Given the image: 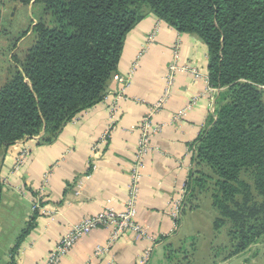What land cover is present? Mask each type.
I'll list each match as a JSON object with an SVG mask.
<instances>
[{
	"label": "trees",
	"instance_id": "obj_1",
	"mask_svg": "<svg viewBox=\"0 0 264 264\" xmlns=\"http://www.w3.org/2000/svg\"><path fill=\"white\" fill-rule=\"evenodd\" d=\"M19 1L44 10L0 86V152L33 137L51 144L80 112L103 101L127 34L154 13L208 45L209 81L221 90L194 143L185 201L193 210L192 199L209 194L214 227H226L229 237L222 264L264 236V0ZM2 191L0 170V203ZM172 246L168 259L183 264Z\"/></svg>",
	"mask_w": 264,
	"mask_h": 264
},
{
	"label": "crops",
	"instance_id": "obj_2",
	"mask_svg": "<svg viewBox=\"0 0 264 264\" xmlns=\"http://www.w3.org/2000/svg\"><path fill=\"white\" fill-rule=\"evenodd\" d=\"M140 50L144 54L129 86L123 90L113 78L105 99L80 112L53 143L40 145L39 137H33L0 152V264H43L61 236L84 217L105 208L125 209L138 123L164 95L169 66L177 57L188 69L176 73L169 97L154 115L161 129L153 138L139 184L136 219L154 240L125 232L110 242L111 229L100 227L80 238L60 262L140 264L146 249L152 247L146 264H174L168 250L190 205L185 202L181 226L174 232L172 200L195 167L194 143L207 127L221 90L209 81L208 45L154 13L127 34L119 74L128 75ZM114 102L118 104L116 119L101 153L94 156L93 146L111 124ZM27 149L29 154L18 167V157ZM35 212L33 228L19 241ZM98 249L103 251L97 254Z\"/></svg>",
	"mask_w": 264,
	"mask_h": 264
},
{
	"label": "built area",
	"instance_id": "obj_3",
	"mask_svg": "<svg viewBox=\"0 0 264 264\" xmlns=\"http://www.w3.org/2000/svg\"><path fill=\"white\" fill-rule=\"evenodd\" d=\"M150 38H153V36H151ZM143 54L144 50H140L135 60L132 62L127 76H123L118 72L115 73L113 78L122 84L123 90H125V88L129 86L131 78L138 70ZM186 69H188L186 66H182L178 63L177 57L173 59L166 75L167 87L165 89L164 95H162L160 100L153 105V107L138 123V147L135 153V162L130 172L129 196L125 205V209L117 211L113 208H105L94 215L84 217L80 222L73 225L66 234L61 236L56 246L48 253L43 264H60L63 256L75 246L80 238L90 233L94 229L100 227L111 229L110 242L115 241L117 238H119L120 235L125 232L134 233L135 237L138 239L150 238L151 240H154L153 235L150 233L148 228L140 224L136 219L138 210L139 184L142 178V170L146 164V158L153 150V138L161 129V124L155 122L154 115L163 107L164 103L169 97L171 87L174 84L176 73L179 70ZM213 108V111L215 112V103L213 105ZM117 111L118 104L114 102L110 106L111 124L108 127V130H106V132L100 137V140L93 146L92 153L94 156H97L101 153V146L108 139L117 116ZM28 154L29 150L27 149L18 157V167L26 160ZM93 159V167L96 168V159L95 157ZM186 193L187 186H184L182 187L181 191H178L177 197L172 200L170 214L174 220V232L178 231L181 226L180 223L183 209L185 207ZM102 251L103 250L98 249L96 253L100 254ZM151 253L152 247L146 249L143 258L139 263L146 264ZM110 264L115 263L111 262Z\"/></svg>",
	"mask_w": 264,
	"mask_h": 264
},
{
	"label": "rangeland",
	"instance_id": "obj_4",
	"mask_svg": "<svg viewBox=\"0 0 264 264\" xmlns=\"http://www.w3.org/2000/svg\"><path fill=\"white\" fill-rule=\"evenodd\" d=\"M2 27H0V86L5 82L8 69L17 64L14 57L27 46L34 26L43 14V5L24 4L19 0H3ZM194 207L187 209L179 235L175 236L172 253L183 264H222L227 250L221 249L229 242L227 229L216 231L214 219L217 211L211 205L209 194H199L192 199ZM172 254V256L174 255ZM229 261V260H228ZM264 264V236L247 252L232 257L231 264ZM174 264H178L176 260Z\"/></svg>",
	"mask_w": 264,
	"mask_h": 264
}]
</instances>
